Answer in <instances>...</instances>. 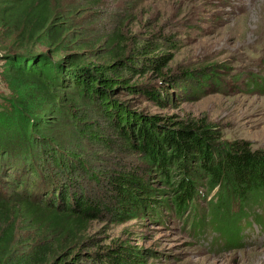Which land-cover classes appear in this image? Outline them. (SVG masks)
<instances>
[{
  "label": "trees",
  "instance_id": "obj_1",
  "mask_svg": "<svg viewBox=\"0 0 264 264\" xmlns=\"http://www.w3.org/2000/svg\"><path fill=\"white\" fill-rule=\"evenodd\" d=\"M103 1L0 0V39L7 53L9 76L37 87L52 108L44 114L66 107L65 117L90 143L114 147L112 150L130 149L159 171L162 164L161 177L169 187L175 174L182 175L179 189H171L174 203L169 208L181 217L192 205L194 217L186 221L192 224L195 236L211 232L214 247L239 246L252 210L264 206V149H255L246 140L221 142L214 128L202 121L162 127L157 118L131 112L117 95L127 90L155 101L159 93L149 84L132 81L144 77L147 69L160 73L172 58L156 56L143 66L144 56L156 52L154 43L162 36L156 35L147 46L131 45L115 21L106 30L98 29L96 25L108 16ZM162 78L170 81L167 73ZM69 91L72 97L59 94ZM28 124L26 119L23 135L27 143L41 149L35 151L38 159L33 163L27 154L23 163L32 175L53 165L60 184L44 194L30 189L0 192V264H143L141 251L136 254L131 248L74 254L98 217L110 212L123 219L132 213L130 208H145L146 195L152 190L137 165L117 163L114 167L119 173L113 170L105 177L93 170L82 154L70 149L64 152L57 137L41 128L33 133ZM170 163L175 169L167 166ZM87 175L102 192L89 194L82 187L78 179ZM42 176L49 177L40 173L38 178ZM18 180L14 183L25 184L24 178ZM200 181L208 202L203 209L196 204L202 196L197 190ZM263 220L264 216H258L255 222L262 224ZM21 231L35 236L20 235Z\"/></svg>",
  "mask_w": 264,
  "mask_h": 264
},
{
  "label": "rangeland",
  "instance_id": "obj_2",
  "mask_svg": "<svg viewBox=\"0 0 264 264\" xmlns=\"http://www.w3.org/2000/svg\"><path fill=\"white\" fill-rule=\"evenodd\" d=\"M103 3L108 16L96 25L98 29L106 30L115 21L131 45L147 46L156 35L162 36L154 43L156 52L144 56L143 66L156 56L172 58L161 71L168 74L170 81L162 78L159 70L150 69L144 77L139 74L132 81L149 84L159 93L155 101L127 90L117 95L131 112L157 118L162 127L166 123L172 128L176 122L202 121L214 128L221 142L246 140L253 148L264 149V0H104ZM6 55L0 39V192L30 189L44 194L60 184L53 165L33 176L23 163L25 154L33 163V159H38L35 151L41 149L28 144L23 135L26 119L29 131L45 129L61 141L60 149L82 154L89 165L93 164V170L105 177L113 170L119 173L120 169L114 167L117 163L137 165L152 190L146 195L145 208L132 207V213L123 219L107 212L90 223L85 240L74 254L103 253L119 247L131 248L136 254L141 251L143 264H264V220L262 224L255 222L258 216H264L263 205L252 210L250 225H243L237 247H214L211 232L195 236L190 223L195 208L190 205L181 217L169 208L174 203L171 189H179L182 175L175 174L169 187L161 177L162 164L159 171L158 166L145 164L130 149L112 150L114 147L90 143L79 135L72 121L65 117L66 107L44 114L43 111L52 109L48 108L46 97L35 85L28 86L20 77L9 76ZM141 66L139 63L138 67ZM59 94L63 98L73 96L71 91ZM48 164L50 161L45 166ZM191 164L196 165L193 161ZM167 166L175 169L173 163ZM40 173L49 177L38 178ZM18 178H24L25 184L14 183ZM78 181L89 194L100 188L88 175ZM197 184L202 196L196 199V204L203 209L208 204L203 198L205 189L201 181ZM234 206L238 210V203ZM189 218L190 222L186 221ZM22 232L25 234L24 231L19 234L23 235Z\"/></svg>",
  "mask_w": 264,
  "mask_h": 264
}]
</instances>
